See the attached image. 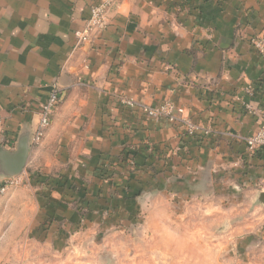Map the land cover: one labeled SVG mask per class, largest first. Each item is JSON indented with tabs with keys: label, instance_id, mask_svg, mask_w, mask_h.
Returning a JSON list of instances; mask_svg holds the SVG:
<instances>
[{
	"label": "crops",
	"instance_id": "obj_1",
	"mask_svg": "<svg viewBox=\"0 0 264 264\" xmlns=\"http://www.w3.org/2000/svg\"><path fill=\"white\" fill-rule=\"evenodd\" d=\"M100 1L0 0V147L12 151L23 135L32 143L57 84L61 103L39 144L31 145L25 173H59L80 195L117 199L140 170L151 171V180L165 172L183 198L202 185L210 196L229 195V206L237 203L233 195L255 203L264 192V152L248 156L231 136H252L264 110V59L250 46L264 30V0H122L101 37L73 50L74 33ZM127 101L170 103L209 133L188 136L180 123L147 118ZM104 166L111 177L96 180ZM35 192L31 217L15 223L33 229L36 242L69 237L53 228L82 221L73 192ZM110 199L102 201L104 219L111 217ZM259 206V223L249 224L256 248L237 251V264H264Z\"/></svg>",
	"mask_w": 264,
	"mask_h": 264
},
{
	"label": "rangeland",
	"instance_id": "obj_2",
	"mask_svg": "<svg viewBox=\"0 0 264 264\" xmlns=\"http://www.w3.org/2000/svg\"><path fill=\"white\" fill-rule=\"evenodd\" d=\"M151 173L140 170L135 178L128 177L122 193L113 195L117 199L100 192H73L72 202L82 221L54 227L59 238L60 232L70 236L47 243L44 236L34 241L33 229L15 221L31 217L35 189L60 190L65 178L57 180L58 187L49 188L24 170L15 177L17 185L0 196V264H237V251L256 248L257 234L252 232L256 229L249 224L259 223L262 206L236 195L232 196L236 206H229V195L218 191L213 196L202 191L183 198L176 195V182L166 181L165 172H158V180H151ZM97 179L104 180L98 175ZM105 198H111V217L106 219L101 217ZM245 236L250 241L238 243Z\"/></svg>",
	"mask_w": 264,
	"mask_h": 264
},
{
	"label": "built area",
	"instance_id": "obj_3",
	"mask_svg": "<svg viewBox=\"0 0 264 264\" xmlns=\"http://www.w3.org/2000/svg\"><path fill=\"white\" fill-rule=\"evenodd\" d=\"M121 1L122 0H101L98 4L90 8V15L85 21L83 29L74 33L75 45L73 50L83 48L86 45L89 46L101 37L103 31L108 25V17L110 13L120 5ZM250 46L261 58L264 59V30L250 39ZM61 100L62 98L59 87L57 84L51 85L45 102L38 114V123L32 137L33 145H37L41 141L45 131L50 126L52 117L61 103ZM126 104L129 106H137L147 118L156 121L165 119L170 123H180L181 126L184 127L188 136H194L197 132H201L204 136H207L209 133L208 130L200 129L191 121L182 119V109H175L170 103H165L162 106H146L127 101ZM258 120V129L252 136H231L235 141L244 144L248 156H253L258 152H264V110L258 113ZM16 185V178L3 180L0 185V196L4 195L9 189Z\"/></svg>",
	"mask_w": 264,
	"mask_h": 264
},
{
	"label": "water",
	"instance_id": "obj_4",
	"mask_svg": "<svg viewBox=\"0 0 264 264\" xmlns=\"http://www.w3.org/2000/svg\"><path fill=\"white\" fill-rule=\"evenodd\" d=\"M31 145L30 136L23 135L16 141L12 151H6L0 147V177L2 180L15 178L23 173ZM203 182L204 179L202 178L201 183ZM199 187H197L199 188L198 190L195 189V194L202 193V191L206 192L204 190L205 187L202 185ZM255 203L264 205V192L258 194Z\"/></svg>",
	"mask_w": 264,
	"mask_h": 264
},
{
	"label": "trees",
	"instance_id": "obj_5",
	"mask_svg": "<svg viewBox=\"0 0 264 264\" xmlns=\"http://www.w3.org/2000/svg\"><path fill=\"white\" fill-rule=\"evenodd\" d=\"M108 168L109 167H106V169H104L102 167V168L97 169L98 177L99 178L100 177L101 178H108L109 176L111 177L110 173L108 172ZM28 174H30L32 176L35 175L36 180L39 179L38 182H40V184H44V185L48 186L49 188L58 187L59 185H57V183H56V182H58L57 180L58 179L59 180H61V179L63 180L64 179L62 175L56 174V173H55V175H50V174H45V173H38V172L34 173V174H31V173H28ZM55 179H56V181H55ZM63 181H64V183L62 184L63 188H68L69 190H71L74 193H78L79 192V189L76 186L71 185V184H67L65 179ZM79 213H81V211H78V215H79Z\"/></svg>",
	"mask_w": 264,
	"mask_h": 264
}]
</instances>
